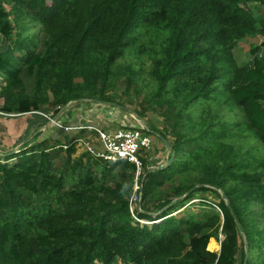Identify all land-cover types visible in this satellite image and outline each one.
I'll list each match as a JSON object with an SVG mask.
<instances>
[{
    "label": "trees",
    "instance_id": "1",
    "mask_svg": "<svg viewBox=\"0 0 264 264\" xmlns=\"http://www.w3.org/2000/svg\"><path fill=\"white\" fill-rule=\"evenodd\" d=\"M257 36L252 65L239 66L236 42ZM0 39L2 115L40 112L47 102L53 114L73 100L112 103L115 63L139 47L175 135L147 128L167 139L172 160L137 177L125 159L73 156L72 138L0 151V264H264V160L222 140L242 125L264 145V0H0ZM223 105L243 120L222 121ZM135 183L139 220L130 211ZM219 190V210L176 215L197 192ZM219 233L220 249L210 251Z\"/></svg>",
    "mask_w": 264,
    "mask_h": 264
},
{
    "label": "rangeland",
    "instance_id": "2",
    "mask_svg": "<svg viewBox=\"0 0 264 264\" xmlns=\"http://www.w3.org/2000/svg\"><path fill=\"white\" fill-rule=\"evenodd\" d=\"M13 3H4L5 8L11 13ZM251 10L257 14L259 4L257 2H249ZM13 19V14L9 16ZM28 34L39 35L40 26L32 22H27ZM39 38V36H38ZM1 40V39H0ZM262 40V36L254 38H243L236 42V46L232 49V54L235 62L241 66H251L253 57L256 55L251 54L250 49L253 45H257ZM10 42L7 40L6 45ZM5 47V46H4ZM258 51V55H260ZM17 54V52H15ZM150 59L148 56L140 52L139 47H131L126 50L122 57H119L115 63L118 74L113 76L110 89L108 90V96L112 99L111 102L102 101L103 103L96 102L93 99H79L69 102L67 109L80 108V111L85 113L86 119L82 120V124L90 126L86 120H90L95 126L105 127L106 129L125 128V126H141L144 129H150L155 127L157 131H165L167 139L173 141L174 133L171 130L172 117L171 113L166 114L165 109L160 108L156 103L155 98L152 97L155 90V81L150 75ZM127 67H131L134 71V77L129 81L127 76L129 71ZM26 91H29L32 87L31 78L24 79ZM0 84H4V81L0 79ZM100 101V100H99ZM121 105L122 107H120ZM51 102H47L40 112L34 111L26 114H11L5 116L0 114V151L7 152L9 150L17 151L22 148V145L29 143H37L43 139H51L55 142L66 143L70 133H66L60 130L56 126H51L47 117L55 116L54 108ZM211 109H215L216 105L210 103ZM57 109V108H56ZM143 112V117L148 119V122L142 121L138 117V113ZM34 113V114H33ZM200 109H196L193 112V118L195 121L200 120ZM46 115L47 117H45ZM221 120L228 123L235 121H242V114L239 110L234 111L222 106L220 111ZM80 116V115H78ZM220 120V119H219ZM62 123V122H61ZM67 125V124H65ZM83 129L81 133L84 132ZM89 130V129H88ZM92 131V130H90ZM227 133L224 139L227 144L233 145L234 149L242 156H246L250 160H255L254 163L264 160V145L253 140L249 136V132L241 126H233ZM40 133V134H39ZM152 139V145L147 151L141 152L140 157L142 159L141 168L142 172L144 167H156L164 166L166 160L169 158L168 148L158 139L154 133H149ZM96 134L94 131L87 136L86 139L93 142ZM49 143V142H48ZM28 146V145H27ZM247 152V153H245ZM87 153L80 145H76V151L73 156L78 157ZM143 160L145 162H143ZM197 186L199 184H196ZM221 191L213 192H197L194 198L189 201L190 205L185 210L177 213L179 216L202 217L206 211H211V206L217 210V206L214 203H218L221 196ZM203 219V217H202ZM223 234H218V239L214 241L218 244V248L210 251H219L220 242L223 239ZM208 244V243H207ZM244 247H247V241L244 240ZM254 253V252H253ZM121 264V263H119Z\"/></svg>",
    "mask_w": 264,
    "mask_h": 264
},
{
    "label": "built area",
    "instance_id": "3",
    "mask_svg": "<svg viewBox=\"0 0 264 264\" xmlns=\"http://www.w3.org/2000/svg\"><path fill=\"white\" fill-rule=\"evenodd\" d=\"M56 108H59V106ZM0 114L3 113L0 112ZM44 116L47 117L46 115ZM47 118L49 119L48 123L51 126H56L66 133L79 132L83 129L94 131L96 136L93 139V142L87 140V136L72 137V140L75 141L76 145L82 146L86 152L104 161L115 162L120 159H125L134 163L137 169L136 177L140 173L139 170L142 163L139 154L143 151H147L152 145L150 134L147 132V129H144L141 126H125V128L106 129L101 126H87L85 124L65 125L64 123H61L58 117L55 118V116H50ZM137 188L138 186L135 183L134 192L130 197V211L134 219L139 220L133 212V206L136 205L138 200L135 193ZM217 209L219 210L218 207Z\"/></svg>",
    "mask_w": 264,
    "mask_h": 264
},
{
    "label": "crops",
    "instance_id": "4",
    "mask_svg": "<svg viewBox=\"0 0 264 264\" xmlns=\"http://www.w3.org/2000/svg\"><path fill=\"white\" fill-rule=\"evenodd\" d=\"M80 115V116H78ZM86 114L83 113L82 111H80V108H70V109H66L64 110L59 116L58 119L64 123V124H68V125H78V124H82V120L86 119ZM87 123H90L89 125H94L90 120H86ZM92 133V131L86 129L84 130L83 133H81V131L79 132H70L69 136L71 137H82V136H89V134ZM210 239H214L213 237H211ZM210 242H214L216 243L214 240H210L208 241ZM208 243V244H209ZM218 252V250L216 251Z\"/></svg>",
    "mask_w": 264,
    "mask_h": 264
},
{
    "label": "water",
    "instance_id": "5",
    "mask_svg": "<svg viewBox=\"0 0 264 264\" xmlns=\"http://www.w3.org/2000/svg\"><path fill=\"white\" fill-rule=\"evenodd\" d=\"M96 102H99V103H103L102 101H99V100H95ZM69 105V103H67L65 106H63L62 108H60V110L56 113V115H55V118L56 117H58L64 110H66L67 109V106ZM122 107V106H121ZM142 121H144L145 122V119L142 117V116H138ZM157 137H158V139H160L162 142H163V144L169 149V143H168V141H167V139L166 138H164L163 136H161V135H157ZM172 160V156H170L169 157V159H168V162H170ZM159 168H162L163 166H158ZM197 187V185H194L193 187H191V189H190V191H192V190H194L195 188ZM246 250H247V248H246ZM246 263V257L244 258V263L243 264H245Z\"/></svg>",
    "mask_w": 264,
    "mask_h": 264
}]
</instances>
